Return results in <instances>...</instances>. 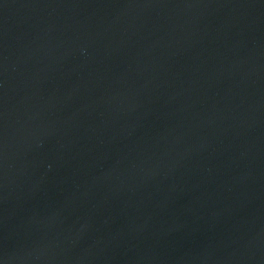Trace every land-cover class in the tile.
Listing matches in <instances>:
<instances>
[{"label": "water", "instance_id": "95a60500", "mask_svg": "<svg viewBox=\"0 0 264 264\" xmlns=\"http://www.w3.org/2000/svg\"><path fill=\"white\" fill-rule=\"evenodd\" d=\"M0 264H264V0H0Z\"/></svg>", "mask_w": 264, "mask_h": 264}]
</instances>
